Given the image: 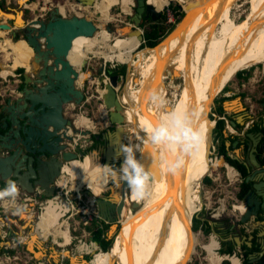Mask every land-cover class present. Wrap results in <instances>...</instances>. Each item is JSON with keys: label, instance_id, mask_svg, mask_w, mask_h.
<instances>
[{"label": "bare ground", "instance_id": "obj_1", "mask_svg": "<svg viewBox=\"0 0 264 264\" xmlns=\"http://www.w3.org/2000/svg\"><path fill=\"white\" fill-rule=\"evenodd\" d=\"M117 1L120 3L122 0ZM189 1L190 0H185V5L182 3V8H185L186 3ZM236 1L237 0H196L194 3L192 2L193 4L190 7L191 10L188 11L174 31L157 46L145 50L148 54L144 55V62L142 65L139 61L133 62V53L129 57L126 64L128 66H134L135 70L140 72L141 78H138L136 81L135 77H128L126 85L122 90L123 94L120 96L117 95L118 97H122L119 98V100H121V105L123 106V111L121 112V110H118V112H121L123 118L129 121L130 129L128 139L133 144H141L144 148L142 154L138 153V156L143 161H145L147 157L148 146L142 143L144 139L143 132L141 131L142 125L146 122H153L162 111L178 108L181 111L191 114L193 126L202 128L204 136L206 137L209 129L207 115L208 111H210V106L213 103V99L215 100L216 95H219L225 83L228 82L227 80L232 75L234 68L236 73L238 70L244 69L246 64L251 66L258 61L263 62L264 59L261 61L259 60L261 46L258 45V37L264 31V0H251V11L247 15L246 20L240 25L236 24L235 21L230 18L232 6ZM24 5L25 3L22 2V6ZM169 5H166L165 8ZM26 6L29 7L28 5ZM94 7L103 13V15H107L108 19L111 18L109 11H107L104 6L96 7L94 5ZM120 7L122 13L130 14L129 8H127L126 5ZM58 9L59 12L63 14L66 11V7L59 6ZM21 18L22 16L19 12L16 22L20 23ZM101 24L103 23L101 22ZM218 29L221 34L220 37H218L216 33ZM213 30L216 31L214 38L212 41L207 42L210 31ZM100 31H103V33H100ZM2 32L3 31H0V33ZM104 33L109 37L111 35L109 30L105 28L100 30L98 27L94 36H76L67 51V59L69 62L71 64L75 62L81 64L83 60L85 61L91 53L88 47L97 40L98 35ZM119 33H121V31H119ZM135 38L137 39L135 35H130L124 38L118 37L115 40H134ZM102 40L106 42V38ZM187 40H189L191 46L190 53L186 52ZM249 48H251L250 56H248ZM21 50V47H18V50L12 52L11 55L15 56L14 58L17 60V57L21 55ZM126 50H128L127 46L122 45L118 48H113L108 54L115 51L122 56L126 53ZM22 52L26 53L24 56L27 60L31 59L32 54L28 53L27 50H23ZM173 52L179 55V64L187 78V87L183 91V99H181V103H177L176 105L165 102L159 89L160 75L167 62L170 61L169 56ZM245 52L244 60L242 61L241 59L239 63L241 56ZM92 53L94 55H100L94 52ZM142 54L144 53L141 51L139 55ZM107 55L101 56L104 60H107ZM262 57H264V50ZM23 61L26 63L25 60ZM24 62L21 63L24 64ZM16 63L18 62L16 61ZM27 63H29V67H32L30 61H27ZM139 65H141V69H138ZM1 66L3 68L4 65L2 64ZM15 67L16 65L14 68ZM81 71L82 70H80V72ZM3 74H7V71H4ZM233 76H235V74ZM137 82L143 84V88L138 87L135 89ZM231 100L234 101L229 102V100L225 102L227 106V110L225 111L229 114L235 113L241 109L238 104V99ZM115 103L116 101L114 105ZM144 104L145 106H143ZM234 104H238L237 107H235ZM237 119L239 122L242 118L239 116ZM105 123L108 124V121ZM90 124H92L90 119L83 115V119L80 120V123H76V126L78 128L81 126L87 128ZM137 133H139V136H137ZM126 141L123 134L121 136V143H126ZM210 146L211 144L207 145L206 153L208 154H206V142L204 139L199 154L191 159H186L183 169L175 175L167 172L164 166L166 162L165 155L162 153L158 154L157 161H155L152 167L154 172L152 173V179L150 181L151 196L145 200H136L132 198L129 190L127 191V195H123V198L128 202L130 200L140 205L135 211H132V208H128L125 211V208L123 210L122 206H120V213L123 215L125 221V229L123 231L121 230L124 226L119 229L120 232L116 235V240L113 243L112 249L109 251L112 258L110 264H114L115 262H120L121 264H175L178 259V257L176 258L177 253L181 250L180 248L182 246L180 235L184 227L183 241L185 243L182 251L186 253L185 255L188 257V260H191V255L195 251L200 235L199 232L196 233L194 230L190 229L188 224L191 213L198 205L197 201L203 202L202 192L204 193V184L201 183V154L205 155L206 158L203 163L207 168L205 175H213L212 170L208 166L211 165V159L209 157L211 153ZM225 165L230 177L233 174V170L236 174L237 170L235 166L227 162ZM70 166L74 172L79 173L80 179L85 176L86 162L82 161L81 164V159L77 158L71 160ZM65 168L66 167H64V169ZM88 177H91V175ZM124 187L127 186L124 185ZM207 193L209 194V204L204 202V205L209 209L212 192ZM93 196L95 197V195ZM91 199L92 196L88 198L87 202H92L93 200ZM122 202L123 199L121 203ZM121 203L120 205H122ZM237 205V207L242 210L243 207L241 204L237 203ZM120 221H123V219ZM55 224L56 221H54V225ZM49 226L50 224L47 223L36 226V228L42 233L50 230ZM113 229L112 227L111 231ZM201 229L203 230L202 227ZM55 235L61 237L62 241L66 244L70 241L57 232ZM37 237H39V235L35 236L34 233L31 241L33 242L36 240ZM237 239L241 242L242 238L238 237ZM208 252L212 256L211 262L217 264L220 261V255L216 254L213 250H208ZM233 262L235 263L236 260H233ZM80 264H85L82 259Z\"/></svg>", "mask_w": 264, "mask_h": 264}, {"label": "water", "instance_id": "obj_2", "mask_svg": "<svg viewBox=\"0 0 264 264\" xmlns=\"http://www.w3.org/2000/svg\"><path fill=\"white\" fill-rule=\"evenodd\" d=\"M79 1L84 4H88L89 2L90 5L93 4L92 0ZM194 1L196 0H190L189 3ZM178 6L182 8V4L178 3ZM19 12L22 16L23 11L21 10H16L14 15V13L7 12L0 7L1 16H12V18H6L5 21L0 19V31L8 32L12 40L19 33V35L24 36V40L33 49V55L30 59L32 68L30 70L25 68L23 73L25 81L24 86L20 90V95L15 99L7 100L4 105L0 103V179L5 181L4 187L6 186L7 180H15L20 186V191L29 193V188L26 186L27 183L39 189H45V185L40 182L43 174L41 156L48 155L50 158L59 156L61 159L70 162L76 159V154L69 156L64 152V145L58 146L57 148L54 147V149L48 146L36 149L32 148L34 145L33 142L38 145H43L45 143L44 134H46L48 138L53 137L50 140H55V142L59 143L61 134L70 138V136H67L68 130L70 133H78L81 135L90 133L88 128L80 129L72 122H67V125H65L64 120L61 118L60 109L61 101L71 102L73 105L79 106L84 99L82 89L75 84L78 78V70L67 59V51L76 36H94L98 26L92 19L84 15H61L57 8H53L47 18H33L25 21L22 17L21 22L17 23ZM161 12L162 9H156L147 0H135V11L129 17L130 23H127L119 29L121 31L120 34L126 36L135 35L140 43L143 41V31L140 29L142 18H151L155 21L160 18ZM186 14L187 12L185 11L179 21ZM104 28L111 33L114 31L109 25H106ZM121 83L122 77L117 74L109 75L108 81L104 83L107 92L103 95V101L109 118V125H114V127L111 130L108 129L103 134L102 137L106 141L104 147L100 151L95 150L94 152L98 156L100 155L106 164L119 163L120 165L123 159L122 157L117 159L115 155L116 146L118 143H121V136L126 134L124 129L126 122L123 120L124 118L121 113L123 106L117 96V90ZM51 90H54V92L52 93ZM46 92H49L47 98L45 97ZM111 97L116 101L113 108L111 107ZM225 101H223V108L227 110ZM38 104H40V107L42 105L54 106V109L47 114H43L40 118L38 116L32 118L30 110L34 109ZM238 104L240 108L243 107L240 100ZM118 110H121V112H118ZM115 113H117V117H114ZM240 117L242 118V116ZM237 123H239L237 118L235 121L230 120V124L236 125ZM70 124L71 126L69 127ZM28 125H33L36 128L33 135L27 130ZM47 127H49V130ZM215 134L216 132L212 131L211 138ZM246 135L251 140V143H246L247 156H245L244 160L238 157L234 158L240 160L246 167L247 176L245 177V181L252 183L256 182L258 176L264 179V168L261 167V163L258 161L256 155L257 146L263 133L260 131L255 134L248 132ZM27 144H32L31 149L27 147ZM262 145H264V141ZM31 171L34 174H30ZM115 185L117 184L115 183ZM118 185L122 187L125 184L120 183ZM253 187H257V185ZM112 189L111 192L114 191ZM87 191L91 194L89 189ZM112 195L113 193L111 194V199L99 196L94 197L98 217L107 222L117 221L120 217L117 199L112 198ZM22 201L24 202V198ZM243 201L246 204V210L240 217L241 222L246 223L254 217H257V210L259 208L264 213V203H261V200H252V190L246 192ZM138 206L137 202L132 201L130 208H132V211H135ZM109 211L114 215H108ZM255 223L256 226H261L264 220L256 221ZM112 227L116 228L113 224L111 225V229ZM90 239L92 240L93 236ZM36 252H40V249H34L32 251L34 255ZM66 259L72 264V257L68 258L63 256V260Z\"/></svg>", "mask_w": 264, "mask_h": 264}, {"label": "rangeland", "instance_id": "obj_3", "mask_svg": "<svg viewBox=\"0 0 264 264\" xmlns=\"http://www.w3.org/2000/svg\"><path fill=\"white\" fill-rule=\"evenodd\" d=\"M20 1L21 2L19 3L17 0H0V2H2L4 4V9L7 12L15 14L16 10H21V11H23L22 17H23V19L25 21H29V20L33 19L34 16L36 15V12H33L30 9L26 8L25 5L22 6V2H24V1L23 0H20ZM101 1L102 0H95L93 2V4L96 7L109 6L111 18L106 20V21L103 20L100 17V14L98 12H96V10L93 7V5H90V2H89V4H87L85 6H83L82 3L77 2V5L81 4V10L72 11L71 13H68V14L70 15V14H74L75 13V14H79V15H84L87 18L92 19L93 22L97 26H99L100 30L104 29V27L106 25H109L110 28L115 29V30L111 33L109 40H107L106 42L108 44H113L115 37L124 38L126 36V35H123V34L119 33V28L123 27L127 23H130L129 17L134 12V10H133L134 9V5H132L133 7L131 6V9H132L131 14H126V13H122L121 12V7H120L119 4H115V5L112 4V3H115V1H117V0H114V1H111V2H108V3H101ZM178 3L185 4V0H173L171 2L172 5H176ZM193 3H191V4H189V2L186 3V7L185 8H181L182 11L183 12L186 11L188 13V11L191 10L190 7H191V5ZM26 4L29 6V2L28 1H26ZM71 7H73V6L71 5ZM86 7H87V9H86ZM251 8H252L251 0H237L236 3L232 6V9H231V12H230V18L233 21H235L236 24L240 25L246 20L247 15L251 11ZM168 10H170V12L172 14L171 13L168 14ZM163 15L166 16V18L164 20H162V16ZM172 15H173V21L174 22L172 21ZM6 18H8V17L0 15V19H2L3 21L6 20ZM157 20H161V25L163 26V28L167 29L170 25L175 23V21H176V12H175V10L172 7H170V5L168 7H166V8L163 7L162 12H161V16ZM157 20H155V21H157ZM100 21L103 24H101ZM155 21L152 20V22H155ZM181 21H178L177 23H175L174 27L159 42L163 41L166 37H168L174 31V29L177 27V25ZM149 24H150V21L149 22L148 21L145 22V26L142 27L140 25V29L143 31V29L145 27H147ZM17 26H19V25L17 24ZM215 32H216L215 30L210 31V34L208 36L207 42H210V41L213 40ZM219 32L220 31L218 29L217 32H216L218 37L221 36V34ZM100 33H103V31H100ZM263 35H264V31L261 34V38L258 39L259 40L258 41V45L259 46H262V42L264 40V36ZM19 37L22 38V36H19ZM97 39L101 40L102 37L98 35ZM120 42H122V41H120ZM141 42H143V41H141ZM140 43L136 46V48H135V50L133 52V55H134L133 62L139 61L141 63V65H142L143 62H144V55L148 54V52L145 51V50H147L148 47H141V46H139ZM91 45L95 49H96V47H98L96 41L93 42ZM100 45L102 46L100 48L101 51H103V52H107L108 51V49L106 48L105 42L103 40L100 43ZM19 46L22 49L21 50V55L23 54V52H22L23 50H28V46H27V44L24 41H20ZM8 47L10 48V52L15 50V46H14L13 42H10ZM186 47H187L186 48V52L190 53L191 52V46H190L189 40L186 41ZM141 51L144 54L139 55V53ZM96 52H98V50ZM250 52H251V48H249L248 54ZM110 54H108L107 56H109ZM245 54H246V52L241 56L239 63L241 62V59H243ZM131 55H132V53H130L129 50H126V53L124 55H122V57H124L125 60L126 59L127 60L125 61V63H122V62H120V61H118L116 59H111V60H108V59L106 60L105 59L104 60V58L101 55H94L93 53H90L89 56H88L89 58L87 57L86 60H85V65L87 63V60L90 59V62L92 63V65L97 68V71L93 72V75L97 76V77L100 75V72H99L100 70H99L98 67L100 66V64H103L104 61L107 64L106 66H108V67H110V68H112L114 70H117V71L124 70L125 72H123L122 74H119V76L122 77V83L118 87L117 94L120 96V95L123 94L122 90L125 87L127 79H128L129 76L130 77L131 76L135 77L136 81L138 80V78H141L140 72L138 70H135L134 66H128L126 64L128 59H129V57ZM169 57H170V61L167 62L166 66H165V68H164V70L161 73L160 78H159L160 79L159 80V89H160V92H161L165 102L170 103L172 105H176L177 103H181V99H183V91L187 87L186 86L187 78L184 75L183 70H182V68H181V66L179 64V55L176 54L175 52H173ZM20 60H21V58L17 57V62L20 63V64H23L21 62H24L23 61L24 59H22L21 61ZM141 65H139L138 69H141L140 68ZM263 66H264V60H263V62H259L258 61L257 63H255V64H253V65H251L249 67L247 66L244 69H246V70L250 69V73H251L252 70H254L256 68L257 69H261ZM86 68H88V67H86ZM89 68H91V65L89 66ZM153 69H154V67H153ZM80 70H82V68ZM234 73H235V68H234V70L232 72V75L227 80L228 82L226 81L227 83H225V88H226L225 91L222 90L219 93L218 96L216 95L215 100L213 99V103L210 106V109H209L210 111H208V115L207 116H208V122H209L208 123L209 129H208V132H207L206 137H205V142H206L205 153H206V149H207V145L208 144H211V145L215 146V148L217 150L218 149V145L220 144L221 140H223L224 143H225V146L227 148V154L228 155H230L233 158L234 157H238L239 159L244 160L245 155L247 156V153H246V149L244 150L242 147H239V144L241 143L240 139L242 140L243 138H245V136H247L245 134L248 133V132H253L255 134V131H253V130L249 131V128H251L253 126L251 125L250 127H248V125L250 124V121H251L252 114L250 113L249 109L245 106L248 103L247 97H250L252 99V101H254L256 115L259 112H262L261 104H262V102L264 103V101H263L264 100V95H263L264 94V84L260 85V83H262V81H263V79H261V80H259V82L256 83L257 89H255L254 91L253 90L249 91V89L247 87L248 85L245 84V86L243 85V87H241L239 85L240 89H238L234 93H231L230 91L232 90V84H234L236 86L237 82H239V81L242 82V79L243 80L247 79V78L244 79V77L233 76ZM85 78H86V75H85V72L83 71V76H82L81 80L84 81ZM87 87H88L87 83H84V88H87ZM138 87L143 88V84L137 82V84L135 85V89H137ZM94 89H95V87L92 88V90L85 91V95L87 96V98L85 97V99H84L85 101H82V103L79 105L78 115L76 116V118L74 120V124H75L76 120L78 119V116L80 114H83V115L87 116L90 119V121L92 122V124H91L92 126L89 127L90 130H96V129L100 130V126L101 125L102 126L106 125L105 122L108 121L109 118L107 116V112L105 111L106 107L100 106V102H103V104H104L103 99H102V101L100 100V101L96 102L95 96L91 97L92 91H94L93 94L95 93ZM261 89H263V91L261 93H259V90H261ZM247 93H248V96H247ZM103 95H104V90H102V97H103ZM118 98H122V97H118ZM235 98L240 100V102L242 103L243 107L239 111L229 114L223 108V101H225V100L229 101V100L235 99ZM219 104L222 105V108L224 110L223 115H218L219 113L217 111V106ZM104 106H105V104H104ZM143 106H145V104ZM220 116H222V117H220ZM239 116H242V119L239 120V123H237L236 125L230 124V120L235 121V119L238 118ZM219 118H224V120H225V125H224V128L222 130V135H223L224 139L221 138L220 136H216V134L213 136V138H211L212 131L215 132L214 131L215 130L214 127H215L216 121ZM123 120L126 122V124H125L126 127L124 128L125 131H126V134H124V138L127 140L126 143H129V141H130L128 139L129 138L128 133H129V129H130L129 121H128V119H125V118ZM206 124H207V121H206ZM110 126H109V128H111ZM206 127H207V125H206ZM79 128H84V126H81ZM247 138L248 139H246L247 140L246 143H251L250 138L248 136H247ZM209 148H211V146ZM95 150H97V146L94 147V151ZM211 150H212V148H211ZM236 151H239V152L236 153ZM205 153H203V154H205ZM92 154H95L94 156L97 159H99L98 154H96L95 152H92ZM92 154H88L87 155V159ZM206 154H208V153H206ZM215 154H216V151H214V152L209 154V157L211 159L210 160L211 165H208L209 168L213 172L212 176L215 177L214 181L211 180V178L209 177L208 174L205 175V173L207 171V168L203 165V163H204L206 158H205V155L201 154V156H200L201 157V162H202V166H201V183L204 184V193L202 192V194H203V199H202L203 202L202 201H200V202L197 201V203H198L199 206H200L201 203H203V205H201V209H199V210H197L198 209V205L195 207L194 211L191 213V217H190V220H189L188 227L190 229L194 230L192 228V224L193 223L191 222V218L192 217L199 218L201 216V217H203L204 219H206L208 221L209 229L207 231H205L203 229V232H204L203 235L205 236V240L203 239L202 234H200L199 239H198L199 241H198V243L196 244V247H195V251L191 255V260H188V257L185 255L186 253L182 251L183 250V245L185 243L183 241L184 236H182V239H181L182 240V242H181L182 246L180 248L181 250L178 251L176 258L177 257H178V259L182 258L186 262L185 264H210L212 256H211V254L209 252L206 253L205 251H203V249L201 248V245H202L203 242L206 243V239H207L208 235L211 232L213 233V231L215 232V235L216 234L218 235L217 237H218L221 245H224L227 242H230L231 244L235 243L237 248H239L240 245H241V242H240V244H238V242L235 240V237L238 238V237H240V235L238 233H237L238 235H236V230L233 229V227H231L232 222H234V220H236L234 215H233V213H235L236 216L239 214L238 211H233L234 209L232 208V204L236 203L235 200H234V193L238 192L239 185H240L241 182L240 183L239 182H235V183L231 182L230 183L228 181L227 176L225 174V172H226L225 167H223L222 164L221 165H217V162L214 161ZM157 155L158 154L150 146H148V148H147V157H146L144 163H145V165L148 168L151 167L150 168L151 173L154 172V169H152V167L154 166L155 161H157ZM217 159H216V161H217ZM100 160H101V158H100ZM226 162L230 164V162H228V161H226ZM105 165H106V163L102 164V162L96 161L95 170L96 171L99 170V176L101 174H103L104 172H107L106 169H105ZM111 165H113L114 167H118V165H115L114 163H112ZM67 166L69 167V164L65 165L64 167H67ZM64 172H66V171H64ZM64 174H65V177L70 180L71 176L68 173H64ZM219 174H220V176L218 177ZM204 175H205V177H208L210 179V182H207L205 180V177L202 179V177ZM241 179H242V176H241ZM95 180L97 181L98 179H95ZM109 182H110V185H109ZM72 183H74V186H77V184H78L77 180H75V181L73 180ZM70 185H71V183H70ZM90 185H91V183L89 184V186L87 184L85 186L86 187H90ZM114 186H115V183L111 180V178H110V181L104 183L102 186L100 185V187H106V188L108 187V189L105 188L106 190L102 193L103 194L102 196H105L106 198H110L111 199V194L113 193V192H111V188L114 187ZM65 192H67V191H65ZM123 192L124 191H122V193ZM207 192H209V193L212 192L211 196H210V200H211V204L209 205L210 208L211 207H216L218 205V202H219L218 198H223L224 195H225L224 204L226 205L227 209L225 210V212L221 216H219V217H211L210 216V212H211L210 208L207 209L206 206L204 205V202L209 204V198H208L209 194ZM93 194H94V192H93ZM93 194L92 193L89 194L88 198L92 196L91 200H94ZM50 200L51 199H49L48 201H50ZM84 200H85V198H84ZM239 200H241V199H239ZM242 201H243V199H242ZM38 211L40 212V210H38ZM59 216H60V213L57 214V218H56L57 220H58ZM1 217H2V215H1ZM21 218L25 221V222H20L19 223V225H20L19 229L21 231V234L22 233L25 234L26 239H28V237L31 238V236L34 235V233H35V236L39 235V237L36 238V241H38L41 244V248H42V251L44 252V254L47 252V253H50V255L52 254V255L55 256L56 252H60L62 250L70 251L69 253L72 256L76 254V249L73 246V243L75 242V240H73V243L71 245H67V244L65 245V244H60L63 241H62L61 238H58L59 240L56 241L57 242V245H56V244L53 243L54 242L53 238H52L53 241L45 239V238L43 239V235L40 234L41 232H39L38 229L36 228V224L39 223V216L38 217H31V215H29L28 212H25V211L22 210ZM62 219H64V217ZM75 219L76 220H80L79 215L76 216ZM121 219H123V221H124L123 215H122ZM123 221H121V224H118V223H115V222L108 223V227L106 229V233H107L109 238L113 239V243L116 240V237H117L116 235H118L117 233L119 232V229L124 226L125 221L124 222ZM69 224H70V231H71L72 237L77 236L78 238H82V234H83L84 229L86 231H89L88 230V226L91 223H89V224L84 226L83 223L79 222L78 226L77 225L74 226L75 229L72 228L73 227V221L72 220L69 221ZM112 224L113 225H117V226H116V228H114L111 231V225ZM41 225H43V224H41ZM199 227H202V224H200L198 226V228L194 230L196 233L199 232L198 231L200 229ZM260 227L263 228L264 227V223ZM124 229H125V226L121 230L123 231ZM110 232H111V234H110ZM187 233H189V232H187ZM65 235H68V234L65 233ZM228 239L230 241H228ZM26 242L27 241H25V243ZM26 245L27 244H25V246ZM83 245L84 244H80L79 247H81ZM112 246H113V244H112ZM39 247L40 246L37 243V246H34V249H40ZM98 247H100V246H98ZM23 249H24V247L22 246L20 248L19 252L20 253H24ZM111 249H112V247H111ZM233 249L234 250L236 249L235 246H233ZM99 250L102 251L101 248ZM222 251L227 253L228 250H224V249L220 250V253H222ZM230 254H231V252H230ZM24 255H25V253H24ZM34 257H35V255H34ZM42 257L39 256V258H42ZM91 257H92L91 255H87L85 257L84 254H79L78 258H73L72 264H75V262H81V259H82L83 263L89 264V263H86V262H89ZM33 259L35 260V258H33ZM55 260H56V258H55ZM233 260L235 261L236 259L233 258ZM111 261H112V258H111L110 254H109V251H108V252L105 253L103 258L101 259L100 264H110ZM93 263H95V262H93ZM93 263H91V264H93ZM63 264H70V263L68 262V259H66V260H64ZM114 264H121V263L120 262L119 263L115 262ZM223 264H225V263H223Z\"/></svg>", "mask_w": 264, "mask_h": 264}, {"label": "flooded vegetation", "instance_id": "obj_4", "mask_svg": "<svg viewBox=\"0 0 264 264\" xmlns=\"http://www.w3.org/2000/svg\"><path fill=\"white\" fill-rule=\"evenodd\" d=\"M77 1L80 2L79 0H77ZM148 1L150 2V0H148ZM82 4L85 5L84 3H82ZM133 10L135 11V5H134ZM143 18H145V17H143ZM18 35H19V33L16 35V37L12 41H17L18 39H24V36L19 35V36H22V38H20ZM100 36L102 37V39L106 38V41L109 39V36H107L105 33L100 35ZM102 39L101 40H99V39L95 40L98 47H96V49H94L95 51H92V52L100 54L102 56H104V55L106 56L107 52L109 51V44L107 42H105L106 48L108 49L107 52L101 51L100 48L102 46L100 45V43L102 42ZM30 49H31V46H30ZM97 50H98V52H96ZM16 51H14V52H16ZM26 61H30V60L26 59ZM84 64H85L84 60L82 61L81 64H79V62H75L74 64H72L78 70V78H77L76 83H75L76 86H80L83 82L80 78V74L83 73V71L80 72V69L84 66ZM11 67L14 68V66H11ZM25 68H26L25 66H20V64L17 67H15L16 75L12 76V79H11V84L13 86L12 87V95H11L12 97L16 98L19 95L20 90L24 86L25 78L23 76V72H24ZM80 88L82 89V91L84 93V99H85L84 87H80ZM51 92L53 93L54 90H51ZM48 94H49V92H46V95H45L46 98L48 97ZM84 99H83V101H85ZM232 101H234V100H230L229 102H232ZM237 105L234 104L235 107H237ZM41 107H40V104H38L34 107V109L30 110L32 118H36L37 116L40 118L43 114H47L49 111H52L54 109V106H49V105H42ZM78 108H79V106H75L71 102H62L61 101L60 114H61V118H63V120H64L65 125H67V122L74 123V120H75L76 116L78 115ZM79 117H81V118H79ZM81 119H83V114H80L78 116V119L76 120L75 125H76V123H80ZM70 126H71V124L69 125V127ZM90 126H91V124H90ZM109 126L110 125H109V120H108V124L106 123V125H104V126L101 125L100 130H98V129L90 130L89 129L90 133L86 134V135H81L78 133H70V132H68L69 131L68 130L67 136H70V138L65 137L61 134V136H60L61 140L59 143L55 142V140H50L53 137L48 138V136L46 134H44V138H45L44 142L45 143L43 145H38L37 143H36L37 144L36 145L33 142V144H34L33 147H32V144H27V147L30 149H31V147L38 149V148H43L44 146H48L51 149H54V147L57 148L58 146L64 145V148H65L64 152H66V154L69 156L76 154V159L77 158L81 159V164H82V161L87 162V160H86L87 155L92 154V152H94L95 146H97V150H100L102 147H104L106 141H105V139H103L102 136L108 129H113V127H114V125H111L110 126L111 128H109ZM47 128L49 130V127H47ZM80 129H82V128H80ZM83 129H85V128H83ZM27 130H29L30 134L33 135V133L36 131V128L33 125H28ZM256 132H258V131H255V133ZM96 140H101L102 143H96ZM263 141H264V135L262 136V138L259 141V144L257 146L256 155H257L258 161L261 163V167L264 168V157H262V155H264V145H262ZM260 149H261V151H260ZM94 155L95 154H92L91 156H89L90 162L93 165H95V162H96V157ZM40 159L42 161L41 166H43V174L40 178V182L45 185V189H39L36 186H31V185L27 184L26 186H27V188H29V190H28L29 193L20 191V195L17 197V200L23 199L24 194H27L29 196L28 206L25 209H23V211L28 212L29 215H31V217H38L40 214V212L38 210H40V207L42 206L43 202L48 200V199L53 198V201L50 200L48 202V204L44 205V210L42 212L41 218L39 219V223L40 224H47V223L50 224L49 227H50L51 231L48 230V231L42 232L41 234L43 235V238H46L48 234L52 235V238L54 239L53 243L57 245L56 241L59 240L58 239L59 237L57 235H55L56 232L59 233L61 236L66 237L70 241L72 239V234L70 231V224H69L68 220L65 218L62 220L60 219V217L63 215V212L66 211V207L64 206L65 200L60 199V198H64V196H62L63 192H64V186L67 187L68 190H70L72 188L78 189L79 185L81 183H84L87 168L85 169V176L82 179H80L79 173L74 172L70 165H69V167L67 166L64 169V166L70 164V161H65V160L61 159V157H59V156H55V157L50 158V156H48V155L41 156ZM102 164H105V163L102 161ZM115 165L119 166V163H115ZM86 167H87V164H86ZM81 169H82V165H81ZM64 171H66V172H64ZM31 173H33V172L31 171L30 174ZM64 173H68L71 176L70 177L71 181L65 177ZM263 178H264V176H263ZM73 180L74 181L77 180V183H78L77 186H74V183H72ZM109 181H110V179H109ZM70 183H71V185H70ZM103 184L104 183H100L99 186L100 185L102 186ZM4 185H5V181L0 179V188H4ZM109 185H110V182H109ZM254 185H257V187H253ZM87 189H89L91 191L90 188L83 185L79 189V192H77V191L73 192L71 197L74 198V197H77L79 195V197L82 200H84V198H85V200H87L88 196H89V193H87ZM249 190H252V200H261V203H264V201H263V199H264V196H263V194H264V179H261V177H258L256 182L250 183ZM127 191H128V188H126L124 190L123 194L127 195ZM102 195L103 194H101L99 197H105ZM3 203H5V202H3ZM130 207H131V201L129 200V202H128L127 200H125L123 198V202H122L123 210L125 208V211H126L128 208L130 209ZM197 210H199V209H197ZM10 211H14V209L12 208V209H10ZM257 211H258L257 217H254L253 219H251V221H253V222L264 220V217H263L264 213L262 212V210L259 208ZM58 213H60V216L58 217V220H57L56 218H57ZM108 215L113 216L114 214L109 211ZM4 216L9 217L10 215L4 214ZM192 219H193V217H192ZM199 219L202 222L205 220L201 216L199 217ZM54 221H56L55 225H54ZM101 221H103L105 223H111V222H107L105 220H101ZM22 222H25V221L22 220ZM112 222H116V221H112ZM244 223L245 222H241L239 219V221L234 220V222H232V224H231V227H233V229L236 230V235L239 234L240 237L242 238L240 247L237 248L235 243L231 244L230 242H227L225 244L235 246L236 249L235 250L233 249V251H237L239 256L242 258V264L244 262L246 264H264V227L262 228V227H259V225H258V226H254L251 228V223H247L246 225ZM63 225H64V227H62ZM36 226H40V225L36 224ZM184 230H185V227L183 228V231L180 235L181 239H182ZM14 231H16V230H14ZM66 231H68L67 232L68 235H65L64 232H66ZM33 236L34 235H32L31 238L28 237V239H25V240L29 243V246L31 247V249H34V244L37 245V243H38L40 246L39 247L40 252H37L36 255L38 258H39V256L42 257V256H44V252L42 251L41 244L36 240H34L32 242L31 240H32ZM52 238H48V240L53 241ZM70 241H69V243H70ZM228 241H230V240L228 239ZM69 243H67V245ZM60 244H62V243H60ZM63 244H66V243H64V241H63ZM22 246L23 245L21 243V244L16 245L15 247H17V249L19 250ZM85 248H86L85 244L81 247L78 246V248L76 250V254L73 256L69 253L70 251L62 250L60 252H56L55 256L51 254L52 255L51 257L53 259L56 258L55 264H58V263L63 264V262H64L63 259L61 260V262L59 261L61 256H65L68 258H71V257L72 258H78L79 254H84L85 257L87 255L92 256L90 261L86 262V263L91 264V263L95 262V260H92L94 252L89 250L88 252H90L91 254H85V253H83L85 251ZM21 255L22 254H20V257L18 256V258L22 259ZM75 264H80V262H75Z\"/></svg>", "mask_w": 264, "mask_h": 264}, {"label": "clouds", "instance_id": "obj_5", "mask_svg": "<svg viewBox=\"0 0 264 264\" xmlns=\"http://www.w3.org/2000/svg\"><path fill=\"white\" fill-rule=\"evenodd\" d=\"M141 131L144 136L142 143L150 146L157 154L165 155L164 166L172 175L183 169L186 159L199 154L205 139L203 129L193 126L191 114L178 108L162 111L153 122L142 125ZM143 151L141 144H133L131 141L118 143L115 155L117 159L122 157V162L118 168L111 164L105 165L111 180L116 184H125L136 200H145L152 194V173L138 156ZM20 190L17 181L7 180L6 186L0 188V201L15 200Z\"/></svg>", "mask_w": 264, "mask_h": 264}, {"label": "trees", "instance_id": "obj_6", "mask_svg": "<svg viewBox=\"0 0 264 264\" xmlns=\"http://www.w3.org/2000/svg\"><path fill=\"white\" fill-rule=\"evenodd\" d=\"M111 1H114V0H102L101 3H108V2H111ZM173 0H155V2L153 1L152 5L160 10V9H163V7H165L166 5H169ZM122 4H125L126 5V2L125 3H122ZM0 5L2 7H4V4L3 3H0ZM185 5V4H184ZM81 4H78V7H80ZM71 7V5H70ZM108 7V6H107ZM170 7H172L175 12H176V21L175 23H177L183 16L184 12L182 11L181 8H179L178 4L176 5H172L170 4ZM72 8V7H71ZM6 17H9V18H12V16H6ZM166 18L165 15L162 16V20H164ZM149 22L150 21V24L145 27L143 29V42L140 43L139 46L141 47H155L158 43H160L159 41L165 36L168 34V32L174 27L175 23L170 25L167 29L166 28H163V26L161 25V20H157L155 22H152L151 18H143L140 25L142 27L145 26V22ZM99 27V26H98ZM115 30V29H113ZM263 33V32H262ZM261 33V34H262ZM261 34L259 36V39L261 38ZM110 38V37H109ZM118 37H115V39H117ZM114 39V42L113 44H109V51L107 52V54L114 48H118L122 45H126L128 50L130 51V53H133L136 46L139 44V41L135 38L134 40H122V39H118V40H115ZM109 40V39H108ZM122 41V42H120ZM91 47V45L89 46ZM88 47V48H89ZM4 48V47H2ZM5 49V48H4ZM263 50H264V40L262 42V46H261V49L259 51L260 53V58L259 60H263L264 57L263 56ZM26 53H23L22 55L24 56ZM20 55V56H22ZM18 56V57H20ZM245 57V55H244ZM244 57L242 59V61L244 60ZM108 60H111V59H116L122 63H125V58L122 57L118 52H112L108 58ZM105 72L107 75H113V74H122L123 72H125L124 70H114L108 66L105 67ZM250 73V69L246 70V69H242V70H238L235 74L236 77H244V79H246L248 77V74ZM83 76V73L80 74V78H82ZM225 86L223 87L222 90L225 91ZM107 92V89L105 88L104 90V93ZM243 96V95H242ZM110 100H112V105L111 107L113 108L114 107V102L115 100L113 99V97L110 98ZM114 100V101H113ZM264 101V100H263ZM114 110V109H113ZM217 111H218V115H223V108H222V105L219 104L217 106ZM262 112L264 113V105L262 106ZM114 117H117V113L114 114ZM222 117V116H220ZM211 120V119H210ZM212 121V120H211ZM224 125H225V120L224 118H219L217 121H216V124H215V127H214V131L216 132V136H220L221 138H223V135H222V130L224 128ZM89 129V128H88ZM250 130H253V131H261L263 134H264V125H262L261 123H257L255 124ZM224 139V138H223ZM96 143H102L101 140H96ZM261 151V149H260ZM100 155H99V159L96 158V161H100V162H104V159L101 158L100 160ZM217 165H221L222 164V161H228L230 162L231 165L235 166L238 171L240 172L241 176H242V182L240 183L239 185V191L237 193V196L239 199H243L244 195L246 194V192L249 190L250 188V183L249 182H246L245 181V177L247 176V170H246V167L243 165V163L239 160H237L236 158H233L231 157L230 155L227 154V148L225 146V143L223 140H221L220 144L218 145V153H217ZM87 164V172H86V177L84 179V183H81L79 185V188L80 189L83 185H86L88 182L91 183L90 188L91 189V193L94 192L95 196H100L107 188L106 187H100L99 184L100 183H105V182H108L110 177L108 175L107 172H104L103 174L99 176V170H95V165H93L91 162H90V158H88V162H86ZM233 174H235V171L233 170ZM89 175H91V177H88ZM98 175V176H97ZM204 178V176L202 177V179ZM95 179H98L97 181ZM205 180L207 182H210V179L208 177H205ZM120 185H115L113 188V195H112V198L114 199H117V204L119 206L118 208V212L120 214V217L119 219L115 222V223H118V224H121V218H122V215L120 213V203L123 199V187H120ZM106 188V189H105ZM119 189V190H118ZM90 191V190H89ZM88 193V191H87ZM90 194V193H89ZM93 194V195H94ZM105 198V197H104ZM121 198V199H120ZM201 205H203V203L200 204V206L198 205V209H201ZM192 228L195 230L198 228V226L200 224H202V227L205 231H207L209 229V224H208V221L205 219L203 222L197 218V217H193L192 219ZM87 227V226H86ZM108 227V223H105L103 221H101L100 219L98 218H94L92 221H91V224L88 226V230L90 231V233L93 235V240L97 242V244L100 246V248L102 249V251L100 250H97L96 247H89V246H86L85 248V251H93V259L92 260H95V263L96 264H100L101 262V259L103 258V256L105 255L106 252L110 251L111 247H112V244H113V239L112 238H109L107 233H106V229ZM205 246L207 247V250L209 251H212L214 249V247L216 246V241L215 242H212V240H210L209 242H207L205 244ZM228 250L227 253H230L232 252L233 250V246L232 245H229V244H224L222 245L221 249L220 250ZM223 252V251H222ZM186 262L182 259V258H179L175 264H185ZM243 264H246L245 262Z\"/></svg>", "mask_w": 264, "mask_h": 264}, {"label": "crops", "instance_id": "obj_7", "mask_svg": "<svg viewBox=\"0 0 264 264\" xmlns=\"http://www.w3.org/2000/svg\"><path fill=\"white\" fill-rule=\"evenodd\" d=\"M17 1L19 3L21 2L20 0H17ZM23 1L25 3V7L26 8L30 9L33 12H36V15L34 16V18H40V19H44L46 17H49V12L53 8H57L58 9L59 6H63V7H66V10H68V9H71L70 5H72V4L67 5L69 2L70 3L71 2H76V3L78 2L77 0H52L55 5L47 12V14L44 17H40V16H38L37 10L35 9V6H34L35 4L31 3L29 5V7H27L26 6L27 5L26 1L30 2V0H23ZM134 1L133 0H122L120 3H118V1H115V3H112V4L113 5L119 4L120 6H125V4H122V3L126 2V6H127V8H129V13H131V11H132L131 10V6L135 5ZM153 1L155 2V0H150V3L152 4ZM0 3H2V2H0ZM189 4H191V3H189ZM85 5H87V4H85ZM85 5H83V6H85ZM0 7H2V6L0 5ZM93 7H94V5H93ZM104 7L110 13L109 6L108 7L104 6ZM2 8L4 9V7H2ZM79 8L81 10V6ZM86 9H87V7H86ZM95 10H96V12H98L100 14V17L103 20H105V21L108 20L107 15H103V13H101L97 9H95ZM77 11H79V10H77ZM58 12H59V9H58ZM59 14H61V13L59 12ZM65 15H69V14H65ZM0 37H1V39H0V62H1L0 63V103L2 105H4L7 102V100L15 99V97L11 96L12 95V87H13L12 84H11V79H12V76L16 75V70H15V68H12L11 66H15L16 65V67H17L19 64L16 63L17 60H16V58H14L15 56L11 55V53L16 51L18 49V47H20L19 46L20 41H24L27 44V46H28L27 52L32 54V55H33V49H32V47L30 49V45L24 39H18L17 41H12V39L10 38L8 32L3 31L2 33H0ZM10 42H14V46H15V50H13L12 52H10V48L8 47ZM2 47H5V49L2 48ZM89 49L91 50L90 51L91 53H92V51H95L94 50L95 48H93L92 45H91V47H89ZM250 55H251V53L248 54V56H250ZM20 58L24 59L26 61L25 56L22 55V56H20ZM2 64L4 65L3 68L1 66ZM20 66H25L29 70L32 68V67H29V63H27V61L24 64H20ZM247 66L249 67L250 65L246 64V67ZM4 71H7V74L4 75L3 74ZM261 79H263V81H262V83H260V85L264 84V66L261 69H257L256 68V69L252 70L251 73L248 74L247 79L246 80L242 79V82H240V81L237 82L236 86L234 84H232V90L230 92L231 93L236 92L238 89H240L239 85L241 87H243V85L245 86V84L248 85L247 87H248L249 91H252V90L254 91L255 89H257L256 83L259 82V80H261ZM78 87H80V86H78ZM262 91H263V89L259 90V93H261ZM247 96H248V93H247ZM247 101H248V103L247 104L245 103L246 104L245 106L249 109L250 113L252 114L251 121H250V124L248 125V127H250L251 125L254 126L257 123H261L262 125H264V113L263 112H259L256 115L254 101H252V99L250 97H247ZM263 105H264V103L262 102L261 108H262ZM91 126H89V127H91ZM89 127H87V128H89ZM251 128H249V131H250ZM246 139H248L247 136H245V138H243L242 140L240 139L241 143L239 144V147H242L244 150L246 149V141H247ZM236 153H238V152H236ZM95 167H96V162H95ZM258 177H261V176H258ZM89 184H90V182L87 183L88 186H89ZM70 190L72 192H75V191L79 192V190L75 189V188H72ZM64 191L68 192L69 190L67 189V187L64 186ZM69 195L71 196L72 193L69 194ZM26 197H29V196L27 194H24V199ZM22 200L23 199L17 200V198H16L15 200L5 199L3 201H0V214L2 215V217L0 215V260H1L0 264H4L7 261L5 259V256L14 255V254L20 255V252H19L20 249L18 250L17 247H15V246L18 245V244H21V243H22L24 249L26 250V253H29L33 258L38 259V260H44L45 263H47V264H55L56 263L55 259H53L51 257L50 253L46 252L42 258H37L36 257V253H35V257H34V254L32 253V251L34 249L30 248L28 242L25 243L26 236L23 233L21 234V231L19 229V227H20L19 223L22 222V220H23L21 218V212H22L23 209H25L28 206L29 199H25L24 202ZM3 202H5V203H3ZM46 204H48V203H46ZM46 204H44V205H46ZM12 208L14 209V211H10V209H12ZM4 214L10 215L9 216L10 218L8 216L7 217L4 216ZM41 215H42V213L39 214V219L41 218ZM98 219H100V218H98ZM100 220H102V219H100ZM247 223H251V228L256 226V223L253 222V221H249V222H246L244 224L246 225ZM37 225L41 226L40 223H38ZM14 230H16V231H14ZM68 231H66L65 233H67ZM213 233L215 234L214 231H213ZM48 238H52V235L48 234L45 239H48ZM211 240H212V242L216 241L215 239H211ZM235 240L238 242V244H240V242L238 241L237 237H235ZM25 244H28V246L27 245L25 246ZM34 246H37V245L34 244ZM24 249H23V252H24ZM206 249H207V247H206ZM61 259H63V256H61V258L59 260L60 262H61ZM13 263H14L13 261L12 262L11 261L7 262V264H13Z\"/></svg>", "mask_w": 264, "mask_h": 264}, {"label": "built area", "instance_id": "obj_8", "mask_svg": "<svg viewBox=\"0 0 264 264\" xmlns=\"http://www.w3.org/2000/svg\"><path fill=\"white\" fill-rule=\"evenodd\" d=\"M32 1V2H31ZM35 4V9L37 10L38 16L40 17H44L47 12L55 5L53 3L52 0H30L29 5L30 4ZM72 4L73 7L71 9H68L64 12V14H68L71 13L72 11H77L80 10V8L77 6L76 2H69L67 5ZM66 5V6H67ZM171 13L170 10H168V14ZM172 14V13H171ZM172 21H173V15H172ZM174 22V21H173ZM89 58V57H88ZM91 65V68H89V66ZM106 62L104 61L103 64H100L99 68V72L100 75L94 76L93 72L97 71V68L94 67L92 65V63L90 62V59L87 60V63L84 67H82V70L85 72L86 74V78L85 80L82 82L80 87H84V83H87V88H84L85 91L87 90H92V88L95 87V93L93 94L94 91H92L91 93V97L95 96L96 98V102L97 101H102L103 97H102V90H105V86L104 83L108 81V75L105 72V67H106ZM88 67V68H86ZM104 86V87H103ZM103 87V88H102ZM96 94V95H95ZM85 97L87 98V96L85 95ZM100 106L105 107L103 102H100ZM211 153L216 151V154L214 156V160L217 159V153H218V149L216 150L215 146L211 145ZM216 162V161H215ZM222 166L225 167V174L227 176L228 181L231 183H235V182H242L241 179V175L239 173V171L236 172V174H232V176L230 177L228 174V169L225 165L226 161H222ZM225 162V163H224ZM237 170V169H236ZM209 177L211 178V180L214 181V178L211 174H208ZM220 176V174L218 175V177ZM217 178V177H216ZM239 191V190H238ZM73 193L71 190H69L67 193L64 191L63 195L64 198H60L65 200V204L64 206L66 207V211L63 212V215L60 217V219H62L63 217L65 219L68 220V222L70 220L73 221V229L74 226H78L79 222L83 223V225H87L89 223H91V221L94 218H99L98 217V213L96 210V206L94 203V200L92 202H87V200H82L79 195L77 197L72 198L69 194ZM237 193H234V200L236 203L232 204V208L234 209L233 211H238L239 214L236 216L235 213H233L234 217H235V221H239L241 215L244 213L245 211V204L242 200L238 199ZM225 195L223 198H218V205L216 207H211L210 208V216L211 217H219L221 216L225 210L227 209L226 205L224 204V199ZM25 199H29V197H26ZM49 200V199H48ZM48 200L44 201L42 206L40 207V213L42 212V210H44V204L48 203ZM51 200L53 201V198H51ZM237 203H240L241 206L243 207L242 210L239 209V207H237ZM68 213V214H67ZM79 215L80 220H76L75 217ZM64 227V225L62 226ZM200 229L199 231V235L202 234L203 239L205 240V236L203 235V230L201 229V227H199ZM91 233L89 231H86L84 229L83 234H82V238H78L77 236L72 237L70 243L68 245H71L73 243V240H75V242L73 243L74 248L77 250L78 246L80 244H85L86 246L89 247H96L97 250H99L100 248L98 247L99 245L96 244V241H94L93 239L91 240ZM218 235L216 234H212L210 233L206 239V243L209 242L211 239H215L217 242V245L214 247L213 251L216 254L220 255V261L217 264H242V258L239 256V254L237 253V251H232L231 254L230 253H226V252H222L220 253V249L222 247V245L220 244V241L217 237ZM61 238V237H59ZM205 242L202 243L201 248L203 249V251H205L206 253H208V251L206 250L205 247ZM73 249V248H72ZM25 253V255H24ZM24 253H20L22 254L21 257L22 259L18 258V256L20 257V255L14 254V255H9V256H5V259L7 260L4 264H7V262L9 261H13V264H47L45 263L44 260H34L33 257L29 254L26 253V250L24 249ZM83 253L85 254H91L88 251H84ZM233 258L236 259L237 261L234 263L233 262ZM10 259V260H9ZM1 261V260H0ZM210 261V260H209ZM62 264V263H59ZM210 264H214L210 261Z\"/></svg>", "mask_w": 264, "mask_h": 264}]
</instances>
